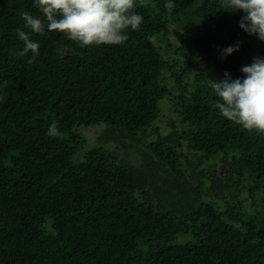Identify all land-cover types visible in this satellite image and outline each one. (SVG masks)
Wrapping results in <instances>:
<instances>
[{
	"label": "trees",
	"instance_id": "trees-1",
	"mask_svg": "<svg viewBox=\"0 0 264 264\" xmlns=\"http://www.w3.org/2000/svg\"><path fill=\"white\" fill-rule=\"evenodd\" d=\"M167 2L136 0L125 42L82 47L25 28L34 0H0V264H264V134L222 116L210 81L242 80L264 41L226 0Z\"/></svg>",
	"mask_w": 264,
	"mask_h": 264
},
{
	"label": "clouds",
	"instance_id": "clouds-1",
	"mask_svg": "<svg viewBox=\"0 0 264 264\" xmlns=\"http://www.w3.org/2000/svg\"><path fill=\"white\" fill-rule=\"evenodd\" d=\"M39 16L27 11L21 13L24 27L35 34L48 32L62 33L82 47L119 45L126 41L128 29L138 30L143 22L142 15L136 13V0H34ZM171 10V0L165 4ZM224 11H241L239 26L249 35H256L264 41V0H226ZM17 35L24 47L20 56L32 53L28 61L33 63L39 55V43L17 29ZM236 48L224 49L230 55ZM245 77L230 80L211 81V88L219 98L216 107L222 116L248 131L264 134V58H253L250 65L241 68ZM7 82L5 81V85ZM2 99V98H0ZM47 134L57 137L58 125H49Z\"/></svg>",
	"mask_w": 264,
	"mask_h": 264
},
{
	"label": "rangeland",
	"instance_id": "rangeland-1",
	"mask_svg": "<svg viewBox=\"0 0 264 264\" xmlns=\"http://www.w3.org/2000/svg\"><path fill=\"white\" fill-rule=\"evenodd\" d=\"M167 40H169L172 43L178 44V40L176 39V37L173 34H168L166 38H164V40L161 41H157V46H166L167 44ZM160 105V113H159V117L155 122V126L158 127L159 133L161 134H166L168 133L169 129H170V125L168 123V119H173L177 121L176 115L173 113V111L171 110L168 100L165 98L163 99L162 102H159ZM104 129V124L103 123H98V124H94L91 126H88L87 128H83L82 133L85 135L86 139L88 140L86 146L89 147L91 146L93 143H95L97 141L98 136L101 134V132ZM148 139L152 138L151 135L147 136ZM109 145L111 147V149L118 154V157L121 158H126L128 160H130L132 163H134L135 165H140L141 163V158L139 155V152H137L136 150H126L124 149V147H122V145H118L116 142H109ZM185 151L190 153L191 155V151L187 150V148H185ZM220 168L223 170V166L220 164L219 165Z\"/></svg>",
	"mask_w": 264,
	"mask_h": 264
}]
</instances>
